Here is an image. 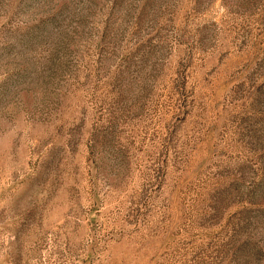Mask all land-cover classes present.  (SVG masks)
<instances>
[{"label": "rangeland", "instance_id": "1", "mask_svg": "<svg viewBox=\"0 0 264 264\" xmlns=\"http://www.w3.org/2000/svg\"><path fill=\"white\" fill-rule=\"evenodd\" d=\"M0 264H264V0H0Z\"/></svg>", "mask_w": 264, "mask_h": 264}]
</instances>
